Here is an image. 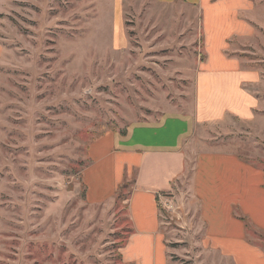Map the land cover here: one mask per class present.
I'll return each mask as SVG.
<instances>
[{
	"label": "rangeland",
	"instance_id": "374dc122",
	"mask_svg": "<svg viewBox=\"0 0 264 264\" xmlns=\"http://www.w3.org/2000/svg\"><path fill=\"white\" fill-rule=\"evenodd\" d=\"M117 3L0 0V264H125L131 183L113 189V137L195 107L204 54L183 27L199 18L154 0H119L128 45L115 49ZM258 40L232 50L261 71L260 110L248 123L209 111L188 143L190 166L221 152L264 172V27ZM187 183L160 198L171 264H235L186 208ZM243 221L264 252V230Z\"/></svg>",
	"mask_w": 264,
	"mask_h": 264
},
{
	"label": "crops",
	"instance_id": "0c3cea01",
	"mask_svg": "<svg viewBox=\"0 0 264 264\" xmlns=\"http://www.w3.org/2000/svg\"><path fill=\"white\" fill-rule=\"evenodd\" d=\"M154 1L199 18L198 26L193 17L183 27L192 33L189 44L202 48L204 58L198 59L193 72L195 107L133 122L125 134L113 137V189L131 183L130 232L121 248L122 260L125 264H171L160 198L188 182L190 200L185 206L197 207L210 246L235 264H264V252L248 242L243 221L247 218L264 230V172L236 154L221 152L197 153L190 166L187 151L196 126L212 118L208 113L231 114L248 123L260 110L262 103L254 92L261 71L246 68V61L232 49L235 40L259 43L264 6L260 0ZM114 15L113 46L123 50L128 39L119 0ZM200 39L202 44L197 45Z\"/></svg>",
	"mask_w": 264,
	"mask_h": 264
}]
</instances>
